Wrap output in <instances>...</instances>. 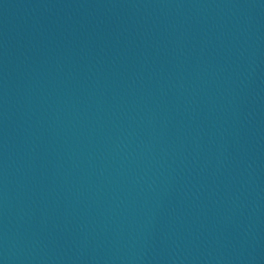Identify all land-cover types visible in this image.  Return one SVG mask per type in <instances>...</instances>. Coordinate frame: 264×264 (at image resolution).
<instances>
[{"label":"water","instance_id":"obj_1","mask_svg":"<svg viewBox=\"0 0 264 264\" xmlns=\"http://www.w3.org/2000/svg\"><path fill=\"white\" fill-rule=\"evenodd\" d=\"M0 264H264V0H0Z\"/></svg>","mask_w":264,"mask_h":264}]
</instances>
